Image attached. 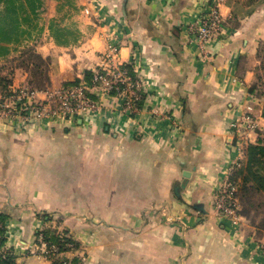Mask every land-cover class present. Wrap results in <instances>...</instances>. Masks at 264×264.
Segmentation results:
<instances>
[{"label": "crops", "instance_id": "crops-1", "mask_svg": "<svg viewBox=\"0 0 264 264\" xmlns=\"http://www.w3.org/2000/svg\"><path fill=\"white\" fill-rule=\"evenodd\" d=\"M207 2L0 0V94L45 98L121 62L142 81L137 110L103 87L88 118H0L3 246L17 264H55L39 240L50 226L78 242L62 252L74 264H264V229L215 207L264 141V1L222 0L227 24L204 55L189 26ZM247 113L257 126L241 152Z\"/></svg>", "mask_w": 264, "mask_h": 264}, {"label": "built area", "instance_id": "built-area-1", "mask_svg": "<svg viewBox=\"0 0 264 264\" xmlns=\"http://www.w3.org/2000/svg\"><path fill=\"white\" fill-rule=\"evenodd\" d=\"M224 15L220 11L219 4L205 6L203 14L197 21L189 26V31L197 40L201 51L204 53L208 43L221 35L223 30ZM107 63V62H106ZM142 81L136 76L127 63L104 64L98 68L90 80L80 79L76 83L64 85L54 91L45 90V98L40 97V91L29 86L11 88L8 92L0 94V118H20L23 124L30 123L36 117L71 119L76 117H91L100 108V103L95 98V90L107 88L110 92L122 97L128 109L137 110L142 99L140 88ZM239 134L238 148L244 151V142L248 133L256 126V120L251 114H244L235 123ZM240 164V163H239ZM238 164V165H239ZM236 182L232 179V173L222 182L216 197V210L225 216L238 214L239 203L235 196ZM39 240L45 246V254L57 258L63 255L57 243H51L45 239L43 233L39 234ZM0 254L6 256L9 250L0 244ZM48 253V254H47ZM60 264H74L65 258Z\"/></svg>", "mask_w": 264, "mask_h": 264}, {"label": "trees", "instance_id": "trees-1", "mask_svg": "<svg viewBox=\"0 0 264 264\" xmlns=\"http://www.w3.org/2000/svg\"><path fill=\"white\" fill-rule=\"evenodd\" d=\"M39 0H28L30 4L35 6L36 2ZM262 59L264 66V42L262 45ZM130 67V64H127ZM131 68V67H130ZM93 76L92 71L86 72V79L90 80ZM80 79H76L71 83H76ZM238 178L240 180V192L241 199L244 202V209L242 213L246 214L248 217L251 215V211L253 209H257L260 205L258 202V197L264 196V141H260L257 144H250L248 147V160L245 166H242L238 169V171L234 174L233 180L237 181ZM10 217V214L6 211L3 212L0 210V244H4L6 241V229L5 223L7 219ZM46 240L51 243H57L60 247V251H66L74 246H78V242L71 237L60 234L56 228L52 226L45 228L41 231ZM65 259L64 256H60L56 258L55 264H60ZM0 264H17L15 260V256L12 254H8L3 256L0 254Z\"/></svg>", "mask_w": 264, "mask_h": 264}, {"label": "rangeland", "instance_id": "rangeland-1", "mask_svg": "<svg viewBox=\"0 0 264 264\" xmlns=\"http://www.w3.org/2000/svg\"><path fill=\"white\" fill-rule=\"evenodd\" d=\"M232 2L235 1V4L238 5L239 9H242V7L247 8V9H243L244 11L248 10L251 11L253 6L256 5L257 2H259V0H231ZM264 1V0H262ZM222 2V0H208V2L205 4V6L210 5L211 3H213L214 5L216 4H220ZM220 6V5H219ZM227 24V19L224 17V23H223V29L225 27V25ZM218 37L221 36L220 34L217 35ZM262 41L260 43L259 46V59L261 60V64L258 67V81L257 83L260 85L259 88H264V66H263V59H262V45H263ZM209 51V49H208ZM207 49L206 51L203 53L204 55H206L208 53ZM131 69L133 70V72L135 71L134 68H132V65H130ZM72 84V83H70ZM256 87L258 88V85L256 84ZM77 118V117H76ZM76 118H72V120H76ZM237 122V121H236ZM238 171V169L236 170V172ZM235 172V173H236ZM240 180L241 178L237 179V185H236V192H235V196L238 198V203H239V209L238 211L241 212L244 209V202L241 199V192H240ZM258 202H260V205L258 206L257 209H253L251 211V215L248 217V223L251 225L252 228H254V226H257L256 230H263L264 229V196L262 197H258ZM259 228V229H258ZM263 232V231H262ZM1 247V246H0ZM11 254V253H10ZM48 254V253H47ZM60 256H64V255H60ZM60 256H58L57 258H59ZM48 257H50V253L48 254Z\"/></svg>", "mask_w": 264, "mask_h": 264}, {"label": "water", "instance_id": "water-1", "mask_svg": "<svg viewBox=\"0 0 264 264\" xmlns=\"http://www.w3.org/2000/svg\"><path fill=\"white\" fill-rule=\"evenodd\" d=\"M184 174H185V177H186V180H185V182H186L188 180V178L190 177L191 172L190 171H186ZM185 182H184L183 186L185 185Z\"/></svg>", "mask_w": 264, "mask_h": 264}]
</instances>
